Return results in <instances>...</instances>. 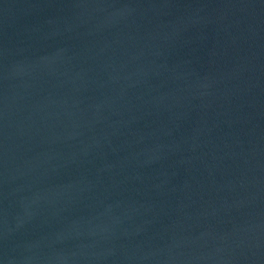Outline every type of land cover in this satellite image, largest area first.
Instances as JSON below:
<instances>
[{"label":"water","instance_id":"obj_1","mask_svg":"<svg viewBox=\"0 0 264 264\" xmlns=\"http://www.w3.org/2000/svg\"><path fill=\"white\" fill-rule=\"evenodd\" d=\"M0 264H264V0H0Z\"/></svg>","mask_w":264,"mask_h":264}]
</instances>
